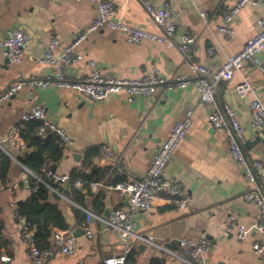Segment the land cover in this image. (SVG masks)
Returning <instances> with one entry per match:
<instances>
[{"label": "crops", "instance_id": "1", "mask_svg": "<svg viewBox=\"0 0 264 264\" xmlns=\"http://www.w3.org/2000/svg\"><path fill=\"white\" fill-rule=\"evenodd\" d=\"M110 1L116 7L117 17L150 32L163 33L147 14L144 0ZM151 1L155 5L169 1L178 11L177 34L171 41L128 42L123 33L108 27L88 31L97 14L96 4L90 0H0V40L13 28L30 36L20 62L8 61L0 47V93L21 80L51 75L53 66L39 61L50 39L58 41L52 49L58 57L61 48L82 33L85 37L75 47L80 59L64 67L69 79H82L91 69L90 60L101 72L119 79L140 78L150 71L152 64L165 77L184 74L192 79L194 66L203 64L214 71L239 52L259 31L257 19L264 17L263 5L247 3L230 23L234 32L222 35L217 31L223 24L222 9L237 0ZM184 30L198 34L187 60L178 50L179 33ZM210 47L212 53L208 52ZM257 58L256 63L245 61L231 79L218 83L215 103L231 105L243 127L246 155L264 162L263 143L250 126V103L254 96L238 98L235 93L236 85L246 80L264 103V52ZM35 105L44 107L45 119L57 123L73 141L72 146L62 144V157L48 165L58 173H81L92 181H103L106 187L93 191L88 186L75 188L65 182L56 185L58 192L48 189L44 199L33 200L28 170L18 159L36 148L23 142L19 127L18 148L7 137L12 127L20 123L22 114ZM187 108L193 111L191 125L165 165L164 175L179 185L189 198L188 203L180 207L166 195L158 194L147 210L137 214L135 231L152 235L155 244L135 243L128 264H184L179 239L197 241L204 237L212 246L197 258L196 264H264V252L255 253L252 248L253 240L264 237L257 227L258 210L244 198L249 186L229 153L224 132L208 119L212 104L200 100L192 82L185 88L156 87L148 96L138 95L131 101L124 93H109L100 100H91L71 88L22 84L10 99L0 103V151L10 158L5 176H0V264H36L28 257L22 238V223L27 218L20 209H26L28 218L46 227L48 246H54L55 230L78 228L84 215L82 207L103 218L114 208H126V196L115 185L145 174L159 145L172 125L184 117ZM104 146L119 157L117 168L122 174L106 158ZM16 211L21 218L15 216ZM238 225L246 227L243 239L238 236ZM228 226L232 227L229 233ZM89 227L93 236H77L73 254L55 251L43 264H98L106 256L123 253L125 244L104 222L94 217ZM44 234L42 229L37 236L42 245L46 240Z\"/></svg>", "mask_w": 264, "mask_h": 264}, {"label": "built area", "instance_id": "2", "mask_svg": "<svg viewBox=\"0 0 264 264\" xmlns=\"http://www.w3.org/2000/svg\"><path fill=\"white\" fill-rule=\"evenodd\" d=\"M80 1V0H76ZM96 4L97 14L91 19L87 30L95 31L97 29L108 27L124 34L128 42H140L143 40L166 42L177 34L178 11L169 1H164L161 5H155L151 0H144V8L153 21L158 24L162 34L150 32L141 27L132 25L116 16V7L110 0H90ZM247 3L253 5H263L264 0H237L230 6H224L222 9L223 24L217 27V31L222 35H230L234 32L230 23L234 16ZM205 17V13H200ZM259 31L249 38L242 49L229 56L226 61L216 70L211 71L208 66L199 64L194 66L195 76L190 79L184 74H177L173 77L161 75L155 64L151 65L150 71L140 78H116L109 73H103L95 66L93 60L89 61L90 71L82 79H69L66 77L64 67L80 59L75 51L79 41L84 39L85 34H79L77 38L68 45L61 48V53L55 57L52 49L57 45L56 38H51L49 46L43 58L39 61L46 62L53 66L54 72L44 78L30 77L26 80L11 84L7 89L0 93V103L10 99L21 87L22 84H28L32 87H47L56 85L63 88L77 90L90 98L91 100H100L109 93H124L129 101L135 96H148L156 87L165 90L173 88H185L191 82L196 86L200 100L206 104H212V109L208 114L210 123L225 134L228 142V149L232 159L239 164L244 179L249 188L244 194V198L254 206L259 213L258 229L264 237V162L256 157L249 158L243 148L244 137L243 127L239 123L237 116L230 104L218 105L215 103V93L220 81L231 79L234 71L241 68L245 61L253 63L258 62V55L264 52V17L257 19ZM178 50L184 60L190 57L192 47L198 39V34L184 30L179 33ZM29 34L19 28H13L7 35L0 40V47L6 59L10 62H20L24 51L29 42ZM212 53V48L208 49ZM235 93L238 98H244L248 94L254 96L250 103L251 121L250 126L258 134L259 139L264 146V103L257 97V90L248 81L243 80L235 87ZM192 109L187 108L184 111V117L176 121L167 137L161 142L145 174L137 179H126L118 182L115 188L126 196L128 205L126 208L117 207L112 209L107 217L94 215L91 211L82 207L84 215L79 219L77 226L80 227L86 236L92 237L89 224L96 217L106 224L111 231L116 233L118 238L123 241L125 248L122 254L109 255L104 257L98 264H125L126 256L135 243L153 242V236L137 233L136 216L139 212L147 210L158 194H164L170 198L176 205L184 207L189 198L183 190L164 175V168L167 162L173 156V153L179 142L185 137L192 117ZM38 121V133L54 134L61 144L72 146L73 141L66 131L53 121L45 119V109L40 105L33 106L30 110L23 113L21 122ZM18 124L14 125L7 137L8 141L15 147L20 146L17 140ZM106 158L113 161L114 168L118 174L122 171L117 168L119 157L107 146L103 147ZM31 177V191L36 192L40 185L47 189L58 192L56 185L70 182L75 188H81L85 184L93 191L106 187L103 181H89L83 177H72L70 174L58 173L52 170L48 164H43L39 173L27 171ZM15 216L21 218V214L16 211ZM37 225L30 220L24 219L22 223V238L28 247V257L36 264H43L50 259L55 251L63 255H71L77 246V236L74 234V228L59 229L53 233L54 246L41 248L38 246L34 231ZM238 236L243 239L246 237V227L238 225ZM232 227L228 226L226 232H231ZM183 250L184 264H196L197 258L209 251L212 242L208 238H200L197 241L190 238H181L178 241ZM161 248L164 246L157 245ZM252 248L255 253L264 252V238L262 240H253Z\"/></svg>", "mask_w": 264, "mask_h": 264}, {"label": "trees", "instance_id": "3", "mask_svg": "<svg viewBox=\"0 0 264 264\" xmlns=\"http://www.w3.org/2000/svg\"><path fill=\"white\" fill-rule=\"evenodd\" d=\"M38 121H29V122H21L18 124L19 131L21 138L23 142L29 146H35L36 150L29 155H27L24 158L18 159L23 166L27 168V170L31 173H39L43 164H50L51 162H57L63 155V146L61 142L58 140V138L51 133H45L43 135H40L38 133V127H39ZM96 154H99L98 151H96ZM86 159V158H85ZM84 159V163H86V160ZM0 176L4 177L5 172L10 164V158L7 157L4 153L0 151ZM72 177H83L89 181H92L88 176L76 173V174H70ZM29 185L31 188V177H28ZM88 186V184H85L83 187ZM48 189H46L45 186L40 185L39 188L36 190V192H32L33 194V200L38 201L40 199H44L47 195ZM20 213L27 218V220H30L31 222L36 223L37 225V233L34 235L37 241L38 232H40L42 229L45 231V242L44 245L38 243L39 247H49V231L46 229V227H42L39 223L31 220L28 218V213L26 209H20ZM45 228V229H44ZM132 257L131 250L126 256V262L125 264L130 263V259Z\"/></svg>", "mask_w": 264, "mask_h": 264}, {"label": "water", "instance_id": "4", "mask_svg": "<svg viewBox=\"0 0 264 264\" xmlns=\"http://www.w3.org/2000/svg\"><path fill=\"white\" fill-rule=\"evenodd\" d=\"M259 139V138H258ZM50 168L52 169V170H55V167L54 166H50ZM84 233V231L80 228V227H78V228H76L75 230H74V234L76 235V236H79V235H81V234H83Z\"/></svg>", "mask_w": 264, "mask_h": 264}]
</instances>
